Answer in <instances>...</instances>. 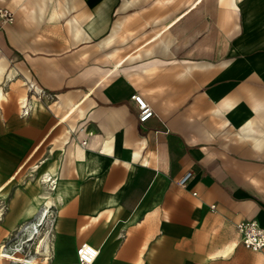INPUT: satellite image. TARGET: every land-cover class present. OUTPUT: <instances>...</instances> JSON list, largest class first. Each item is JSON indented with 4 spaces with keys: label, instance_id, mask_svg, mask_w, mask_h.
<instances>
[{
    "label": "crops",
    "instance_id": "1",
    "mask_svg": "<svg viewBox=\"0 0 264 264\" xmlns=\"http://www.w3.org/2000/svg\"><path fill=\"white\" fill-rule=\"evenodd\" d=\"M244 1L0 0V172L46 169L19 226L54 197L48 264L81 243L92 264H264L235 229L264 227V15ZM25 81L52 99L20 117Z\"/></svg>",
    "mask_w": 264,
    "mask_h": 264
},
{
    "label": "built area",
    "instance_id": "2",
    "mask_svg": "<svg viewBox=\"0 0 264 264\" xmlns=\"http://www.w3.org/2000/svg\"><path fill=\"white\" fill-rule=\"evenodd\" d=\"M13 16L5 9H0V25L12 23ZM27 99L24 104H18L19 116L27 117L31 110L32 97L38 101L51 100L52 95L38 87L33 81H25ZM135 102L139 123H145L154 116V111L139 95L132 97ZM89 133V132H88ZM84 143V140H83ZM192 177L186 171L176 182L179 187H185ZM214 206H212V209ZM55 209L52 206L41 210L28 222L21 224L13 235L0 246L1 258L7 264H48L51 258V238L55 223ZM240 243L251 251H260L264 247V227L255 220H243L235 225ZM98 250L88 243H81L76 249L78 264H92Z\"/></svg>",
    "mask_w": 264,
    "mask_h": 264
},
{
    "label": "rangeland",
    "instance_id": "3",
    "mask_svg": "<svg viewBox=\"0 0 264 264\" xmlns=\"http://www.w3.org/2000/svg\"><path fill=\"white\" fill-rule=\"evenodd\" d=\"M256 1L257 0H245L243 2V9L245 10L246 6H248V9L250 10L251 6L256 5ZM258 1H260V5L256 10H259L258 15L261 20L262 15H264V0ZM256 16L257 13H253L250 16L248 14V20L251 19L250 22L253 26L256 23ZM254 28H252L253 32ZM5 106L6 103H3L2 106H0V111L2 110L4 112ZM16 112L19 114V109L16 108ZM1 115L2 114H0V124L2 120ZM32 167V164L24 165L19 170L18 174L14 176V179L12 178L7 182L6 177L11 174H4L0 172V184L3 183V185H5L2 189H0V209L3 213L1 216L3 219L0 220L1 244L4 241V238H9L11 235H13L19 224L23 222V219L25 217L24 212L29 204L33 201L36 202V200H39V194L43 193L46 190L44 188V185L39 182L41 173L46 169L39 168L38 171L34 172L32 176H28ZM247 259L249 262L252 261V258L249 256L247 257ZM2 264L6 263L2 261Z\"/></svg>",
    "mask_w": 264,
    "mask_h": 264
},
{
    "label": "bare ground",
    "instance_id": "4",
    "mask_svg": "<svg viewBox=\"0 0 264 264\" xmlns=\"http://www.w3.org/2000/svg\"><path fill=\"white\" fill-rule=\"evenodd\" d=\"M5 96L3 95V94H1L0 95V101H3V100H5ZM26 99H27V94H24V93H22L21 95H20V97H19V99H18V104H24V102L26 101ZM36 101H38L36 98H34V97H32V100H31V106H32V110H33V106H34V102H36ZM31 110V111H32ZM31 113V112H30ZM30 115V114H29ZM12 178H8V179H6V182L7 181H10ZM5 182V183H6ZM43 182H47L48 183V185H49V188H50V190L51 189H53V187H54V180L53 179H51V177H47V176H45L44 177V179H43ZM5 185H3V183L2 184H0V189H2L3 187H4ZM54 197L53 196H49V197H47V198H45L44 200H43V205H44V208H48L49 206H51L52 204H53V202H54ZM41 208H43V206L41 207L40 206V210H41ZM34 210V212H35V208L34 209H32V211ZM39 210V211H40ZM38 211V212H39ZM2 211H1V209H0V220H2L3 218L1 217L2 216ZM31 220V219H30ZM30 220H28V221H30ZM4 221V220H3ZM28 221H26V222H28ZM0 245H1V243H0ZM2 261H3V259L1 258V252H0V264H2Z\"/></svg>",
    "mask_w": 264,
    "mask_h": 264
}]
</instances>
